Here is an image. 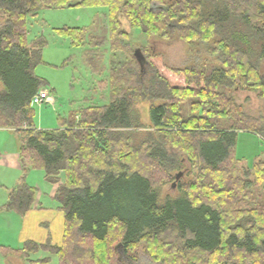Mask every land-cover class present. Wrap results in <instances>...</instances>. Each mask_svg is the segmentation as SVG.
<instances>
[{
  "label": "trees",
  "instance_id": "16d2710c",
  "mask_svg": "<svg viewBox=\"0 0 264 264\" xmlns=\"http://www.w3.org/2000/svg\"><path fill=\"white\" fill-rule=\"evenodd\" d=\"M74 2L107 10L106 26L87 32L91 69L105 38L113 49L126 37L122 20L148 38L175 35L190 51L207 45L219 65L169 69L152 54L144 84L142 66L127 52L129 63L110 70L107 105L39 130L31 99L43 86L35 69L45 42L28 45L25 19ZM0 18V128L22 136V178L2 209H31L36 190L24 177L41 169L64 216L61 246L28 241L14 256L35 264L29 255L42 250L59 264H121L118 249L127 255L142 244L159 264H264V163L233 175L237 134L264 138V124L247 123L226 93L242 87L264 99V0H0ZM60 33L74 46L86 39L80 29ZM146 101L151 131L136 144L129 130L143 128L135 106ZM184 163L194 175L162 199L153 172H177L174 181Z\"/></svg>",
  "mask_w": 264,
  "mask_h": 264
},
{
  "label": "rangeland",
  "instance_id": "374dc122",
  "mask_svg": "<svg viewBox=\"0 0 264 264\" xmlns=\"http://www.w3.org/2000/svg\"><path fill=\"white\" fill-rule=\"evenodd\" d=\"M154 9L162 7L154 6ZM106 11L104 7L99 6H75L57 10L41 9L35 16L26 17L28 45L32 46L40 39L45 42L42 48V63L36 67L35 75L43 82L42 88L48 90L54 99V104L32 106L36 128L57 129L60 127L59 119H66L72 112L89 106L107 105L112 94L110 70L112 68L118 70L122 64L129 63L127 52L133 53L135 49H140L144 59L152 54L160 55L163 64L169 69L182 70L198 66L210 68L219 65L218 59L207 51V45H199L190 51L175 35L168 41L156 37L148 38L131 29L127 22L122 20V29L126 37L120 38L113 49L109 39L105 38V43L99 48L102 57L97 63L96 60H90L94 65V67L91 65V69L87 63L90 50L88 45L90 34L87 32L91 33L96 23L102 28L106 26ZM2 23L3 20L0 18V24ZM63 29L83 30L86 34L84 44L72 45L70 38L60 33ZM96 32L98 35L99 32ZM146 62L142 63L143 73L140 75L144 84L152 72ZM226 93L245 115L247 123L254 124L256 128L264 124V99L259 97L258 92L237 87L228 89ZM149 106L150 103L147 101L135 106L143 127L135 131L129 130L136 144L151 131ZM234 158L237 162L236 170L233 172L235 176L241 175L239 171L241 168H251L258 162L264 163V138L251 132L237 134ZM184 165L179 172L181 173L179 180L185 183L190 181L194 172L189 169V164ZM185 169L191 170L192 173L188 174ZM176 173L172 172L169 175L158 169L153 172L154 179L162 183V199L167 194L177 196L175 190L179 180L171 181ZM60 179L64 180L63 174L60 175ZM32 182L36 184L35 188L33 187L36 193L39 191L42 195L37 209H32V206L28 212L20 215L0 208V264H27L14 256L13 252L23 249L28 241L38 245L49 241L51 245L57 247L63 244L64 216L60 205L50 197L53 185L45 181L41 169L29 170L28 182L25 184ZM1 188L0 185V192ZM168 236L172 235L169 233ZM83 243L88 247L90 245L89 240ZM117 251L121 264H159L146 253L142 244L127 255H124L122 250ZM29 259L36 262L35 264H59L57 256L42 250L30 254Z\"/></svg>",
  "mask_w": 264,
  "mask_h": 264
},
{
  "label": "crops",
  "instance_id": "0c3cea01",
  "mask_svg": "<svg viewBox=\"0 0 264 264\" xmlns=\"http://www.w3.org/2000/svg\"><path fill=\"white\" fill-rule=\"evenodd\" d=\"M50 96H52L50 94ZM53 100L54 104V99ZM51 104V103H50ZM90 107V106H89ZM88 108V107H87ZM38 129V128H37ZM58 129V128H57ZM39 130H53V129H39ZM239 132L238 134H240ZM22 142L21 134L12 129L0 128V185L2 192H0V208L3 207L8 199L9 194L20 183L22 178V169L20 165L19 148ZM28 169L26 172L25 182H28ZM28 186L34 187L35 183H28ZM35 188V187H34ZM37 189V188H36ZM38 191V189H37ZM56 186L54 185L50 191V197L54 199ZM36 200L32 209H37L40 205L42 195L36 193ZM64 227V224H63Z\"/></svg>",
  "mask_w": 264,
  "mask_h": 264
},
{
  "label": "built area",
  "instance_id": "2783aa9c",
  "mask_svg": "<svg viewBox=\"0 0 264 264\" xmlns=\"http://www.w3.org/2000/svg\"><path fill=\"white\" fill-rule=\"evenodd\" d=\"M53 103L50 92L46 89H40L31 99L32 106H41L43 104Z\"/></svg>",
  "mask_w": 264,
  "mask_h": 264
},
{
  "label": "water",
  "instance_id": "95a60500",
  "mask_svg": "<svg viewBox=\"0 0 264 264\" xmlns=\"http://www.w3.org/2000/svg\"><path fill=\"white\" fill-rule=\"evenodd\" d=\"M77 2H74V3H71L70 6H75ZM133 57L134 59L136 60V62L138 63V65L141 67L142 66V63L145 61L140 49H135L134 50V53H133ZM181 177V173H178L176 176H175V181H178L179 178Z\"/></svg>",
  "mask_w": 264,
  "mask_h": 264
}]
</instances>
